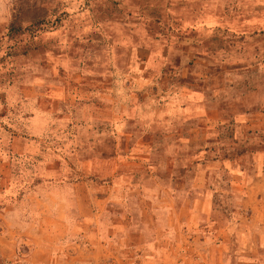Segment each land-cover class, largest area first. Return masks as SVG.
<instances>
[{"label": "rangeland", "instance_id": "374dc122", "mask_svg": "<svg viewBox=\"0 0 264 264\" xmlns=\"http://www.w3.org/2000/svg\"><path fill=\"white\" fill-rule=\"evenodd\" d=\"M0 264H264V0H0Z\"/></svg>", "mask_w": 264, "mask_h": 264}]
</instances>
